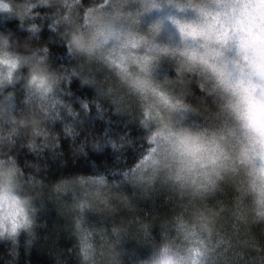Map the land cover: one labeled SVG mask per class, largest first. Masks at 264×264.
<instances>
[{
    "label": "clouds",
    "instance_id": "1",
    "mask_svg": "<svg viewBox=\"0 0 264 264\" xmlns=\"http://www.w3.org/2000/svg\"><path fill=\"white\" fill-rule=\"evenodd\" d=\"M0 19L27 33L0 31L10 264L20 237L28 253L47 227L49 204L75 264H264V0H0ZM45 25L52 35L40 43ZM64 138L73 158L110 149L122 166L48 182ZM22 150L34 157L23 165ZM158 201L167 214L141 207Z\"/></svg>",
    "mask_w": 264,
    "mask_h": 264
},
{
    "label": "trees",
    "instance_id": "2",
    "mask_svg": "<svg viewBox=\"0 0 264 264\" xmlns=\"http://www.w3.org/2000/svg\"><path fill=\"white\" fill-rule=\"evenodd\" d=\"M85 3L88 0H84ZM41 12L49 11L47 9H38ZM18 24L16 20H3L0 19V31L7 29H12L18 37L23 39L27 33L21 31L19 28L15 27ZM52 35L47 29L46 25L44 30L40 33L41 41L40 43L48 42L49 36ZM52 48L53 59L56 61V64L64 61L65 49L62 45L58 43H50ZM172 74V73H170ZM71 90L75 93L76 96L80 97H91L92 92L90 89L79 87L77 81H73L71 85ZM78 107V105H76ZM113 121L117 120L116 117L112 118ZM114 127L116 125H113ZM57 131L60 129V124L56 126ZM88 127L91 130L99 135L102 134L107 127L104 121L99 119H93ZM123 130V129H121ZM132 135L137 136V130L132 128ZM84 133H82V136ZM79 140V138H78ZM70 141L67 138L61 140V149L59 151L63 152L62 156H50L47 160L49 165L46 173V179L48 182H53L57 178L68 176L77 173H90L93 171V168H99L101 170L109 166L120 167L118 165L115 155L111 152L110 149H105L102 152H93L89 149V155L87 158H73L70 155L69 148ZM48 154L46 153V156ZM34 157L27 153L26 150H22L19 156L20 163L23 165L25 161H31ZM135 160V153L128 151L125 157L124 162L131 164ZM30 171V169H25ZM145 211L150 213H158L160 215L167 214L169 208L162 204L161 201H158L155 208L149 204H143L141 206ZM42 220L47 221L46 228H40L37 230L38 239L35 245L30 249V252L26 253L25 249V237H20L19 242V257L13 264H56L55 256L59 255L66 264H75L74 259L69 255L68 250L72 247L74 241L68 238V233L65 230L67 222L57 215L55 211V206L52 204L48 205V211L43 213L41 216ZM90 221H94L96 217H89ZM155 234V233H154ZM158 238V236H157ZM129 247H136L134 243H130ZM9 245L5 243H0V264H10L12 259L8 254ZM137 251L141 256L147 255L148 249L138 248Z\"/></svg>",
    "mask_w": 264,
    "mask_h": 264
},
{
    "label": "rangeland",
    "instance_id": "3",
    "mask_svg": "<svg viewBox=\"0 0 264 264\" xmlns=\"http://www.w3.org/2000/svg\"><path fill=\"white\" fill-rule=\"evenodd\" d=\"M170 31H171V29H170Z\"/></svg>",
    "mask_w": 264,
    "mask_h": 264
}]
</instances>
